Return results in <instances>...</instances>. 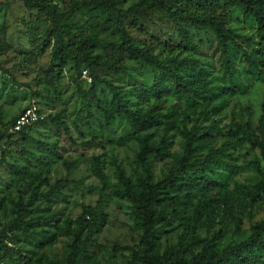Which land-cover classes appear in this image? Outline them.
Here are the masks:
<instances>
[{"label":"rangeland","instance_id":"1","mask_svg":"<svg viewBox=\"0 0 264 264\" xmlns=\"http://www.w3.org/2000/svg\"><path fill=\"white\" fill-rule=\"evenodd\" d=\"M74 1L78 0H48L47 4L63 11ZM107 1L126 9L137 0ZM37 8L35 3L24 6L21 0H0L4 46L0 51V243L10 248L6 253L0 249V264H153L143 256L171 250L188 258L213 232L225 229L221 218L225 213L234 216L237 227L228 222L215 247L245 239L249 227L264 215V199L250 203L244 191L264 181V172L255 165H261L258 150L236 133L247 119L256 126L264 102V82L241 77L240 52L232 47L230 56L242 88L223 93L216 87L228 85L229 77L209 28L173 23L157 8L132 23L125 21L133 45L153 41L160 63L172 64L176 74L193 87L213 89L206 96L179 95L169 77L125 59L121 72L95 69L98 78L118 90L125 108L136 113L152 110L159 114L160 123L135 129L123 115L114 113L105 123L103 112L83 95L92 84L86 65L71 57L64 63L52 60V41L42 35L48 21ZM105 16L92 0L61 24L72 33L88 34L93 53L104 57L106 45L117 42L114 32L97 30L96 19ZM228 16V28L247 38L236 43L252 52L259 37L254 21L241 17L238 8L230 9ZM157 76L159 83L154 85ZM93 85L95 98L108 107L110 90L104 82ZM28 105L35 106L41 122L11 131L10 123ZM165 122L171 126H164ZM191 126L199 131L188 163L198 164L207 155L218 163L178 168L184 145L179 130ZM160 138L165 140L164 155L148 158L151 182L163 179L170 170L175 178L202 175L209 181L201 188L176 186L166 192L168 196L189 194L190 205L160 210L151 246L146 249L130 202L112 196L110 189L116 182L115 165L135 182L142 172L136 158L140 142L155 145ZM94 157L101 176L93 172ZM55 183L57 189L52 188ZM201 195L211 202L195 215L192 210ZM99 196L102 220L86 236L85 226L93 218ZM255 258L264 264V252L247 245L243 257L233 264H253Z\"/></svg>","mask_w":264,"mask_h":264},{"label":"trees","instance_id":"2","mask_svg":"<svg viewBox=\"0 0 264 264\" xmlns=\"http://www.w3.org/2000/svg\"><path fill=\"white\" fill-rule=\"evenodd\" d=\"M48 0H21L24 6H30L35 3L44 19L48 21L43 30V37L51 40L52 60L58 63H64L66 58H74L86 65L89 70L91 87L87 93H83L86 101L104 114L105 123H108L111 113L123 115L129 126L135 129H143L160 123L159 114H154L152 110L145 113H136L125 108L121 104V98L118 90L109 84L106 80L98 78L95 69H106L113 73L124 70V60L131 59L139 61L151 68L157 70L158 75L169 77L174 85L176 92L182 96H206L213 88L211 87H193L181 79L175 72L174 66L160 63L154 54V42L148 41L142 46L137 47L132 44L131 37L125 28V21L132 23L134 19L143 16L151 8H157L165 13L173 23L186 22L194 27H207L215 37L216 46L221 56V64L229 77L228 85L217 86L216 89L223 93H233L234 88H242V81L235 74V67L232 64L230 50L236 48L243 60L244 67L241 70V77L245 80H261L264 82V0H137L133 5L126 9L115 8L107 0H94L104 10L106 16L96 19L97 30L101 33L114 32L117 42L107 44L104 48V57L94 54V46L91 38L84 32L72 33L63 28L61 21L68 19L73 11L87 7L92 0L74 1L66 10H59L50 7ZM238 8L241 17L251 18L255 24V31L259 35L252 52L241 44L236 43L242 36L234 34L227 26L229 22L228 11ZM133 25V24H131ZM2 34V31H1ZM185 36V35H184ZM186 37V36H185ZM187 39V38H186ZM247 40V38H242ZM4 49L3 41L0 39V51ZM181 65V62L180 64ZM193 67V66H191ZM195 69V68H194ZM158 76L153 79V84L158 85ZM104 82L111 92V100L108 107L100 103L94 96V83ZM54 118H51L53 120ZM13 122V121H12ZM10 123V125L12 124ZM37 122H41L38 120ZM164 126H171L169 122L163 123ZM29 126V125H28ZM26 128V127H25ZM24 129V128H23ZM13 131V132H20ZM198 128L191 126L189 129L179 130L184 140L181 156L177 160L178 168H199L207 167L211 163H218L212 160L210 156H205L202 162L198 164H189L188 159L191 155V145ZM236 134H240L251 148H256L259 152L261 165L255 163L256 167L264 172V102L261 104L260 114L256 126L253 127L247 119L239 128ZM22 137H27L23 135ZM164 138H160L155 145L141 141L139 144L136 158L141 164L142 172L135 182H131L123 173L119 165H115L116 182L112 185L110 193L112 196L120 199H126L131 204V213L135 226L141 230L140 241L147 249L151 246L153 237V225L160 219L159 211L162 209H172L177 205L188 206L189 194L178 193L168 196L167 191L175 189L176 186H187L190 188H201L209 181L206 176H191L187 178H175L172 170L161 180L151 182L149 156L162 157L164 155ZM93 172L101 176L98 169L97 157L93 158ZM178 181V182H176ZM52 188H58L55 183ZM245 200L252 203L256 199H264V181L260 180L251 185L244 191ZM211 200L198 197L197 204L193 208V214L199 215L210 204ZM101 197L99 196L93 207V218L86 224V236L93 227L101 222L100 216ZM264 214V211H263ZM225 229L213 232L210 238L203 243L200 250L185 258L178 250L164 251L160 255L148 254L143 256L147 262L153 264H233L243 257L247 245L254 246L258 251L264 252V215L262 219L254 222L248 231V235L242 241L234 244H228L220 249L215 247L223 232L227 228L228 222L234 223V216L225 213L221 217ZM238 223V222H237ZM75 242L78 241L77 235L74 236ZM0 249L6 253L10 248L0 243ZM5 255V254H3ZM68 261V260H67ZM253 264H263L259 259H254Z\"/></svg>","mask_w":264,"mask_h":264},{"label":"built area","instance_id":"3","mask_svg":"<svg viewBox=\"0 0 264 264\" xmlns=\"http://www.w3.org/2000/svg\"><path fill=\"white\" fill-rule=\"evenodd\" d=\"M82 75L84 78L85 76V70H82ZM87 81H89V77H87ZM41 116L36 111V108L34 105H28L19 114H17L10 125L11 131H19L28 125H30L33 122H36L40 120Z\"/></svg>","mask_w":264,"mask_h":264}]
</instances>
